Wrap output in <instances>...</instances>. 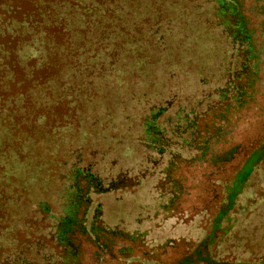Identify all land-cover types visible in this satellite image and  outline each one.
Returning <instances> with one entry per match:
<instances>
[{
  "label": "trees",
  "instance_id": "1",
  "mask_svg": "<svg viewBox=\"0 0 264 264\" xmlns=\"http://www.w3.org/2000/svg\"><path fill=\"white\" fill-rule=\"evenodd\" d=\"M263 116L264 0H0V264L199 263Z\"/></svg>",
  "mask_w": 264,
  "mask_h": 264
},
{
  "label": "rangeland",
  "instance_id": "2",
  "mask_svg": "<svg viewBox=\"0 0 264 264\" xmlns=\"http://www.w3.org/2000/svg\"><path fill=\"white\" fill-rule=\"evenodd\" d=\"M18 1L22 3V0ZM212 51L213 48L205 44L203 49L196 52L195 56L212 67L214 65ZM253 124L247 129L246 135L254 137L260 133V129H263L262 132H264V116L261 122L255 121ZM258 151L248 158L242 170L246 171L233 187L235 195H231L230 199L224 203L220 216L216 218L196 217L192 222H188V225L176 228V231L183 232L181 234H184L186 238L193 234L190 239L197 249L194 261L199 263L196 264H217L215 260L220 255L226 256V252L234 251L235 247L256 250L263 243L249 231L260 229V225L264 226V205L251 203L256 198L257 187L259 190L264 189L262 177L264 173V145ZM31 188L35 190V194L41 196H46L52 189V187L47 189V186L39 180L31 181Z\"/></svg>",
  "mask_w": 264,
  "mask_h": 264
}]
</instances>
